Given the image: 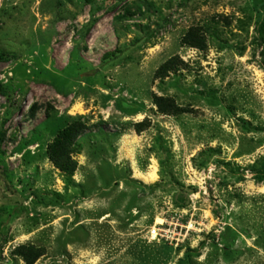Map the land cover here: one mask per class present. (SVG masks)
I'll return each instance as SVG.
<instances>
[{"label": "rangeland", "instance_id": "374dc122", "mask_svg": "<svg viewBox=\"0 0 264 264\" xmlns=\"http://www.w3.org/2000/svg\"><path fill=\"white\" fill-rule=\"evenodd\" d=\"M263 171L264 0H0V264H264Z\"/></svg>", "mask_w": 264, "mask_h": 264}, {"label": "trees", "instance_id": "16d2710c", "mask_svg": "<svg viewBox=\"0 0 264 264\" xmlns=\"http://www.w3.org/2000/svg\"><path fill=\"white\" fill-rule=\"evenodd\" d=\"M186 43L190 46L198 49H203L204 47V40L201 36L192 34L186 38ZM113 55V54H111ZM178 59H171L163 64L157 71L159 75H165L172 70L177 64H179ZM155 104L158 106V109L161 113L167 112V106L163 104V100L157 99ZM35 104L28 107L29 114L33 115V110L35 108ZM83 126L74 125L61 130L57 136L55 137L54 141L48 147V157L53 162L55 167L60 169L63 172H68L72 174L75 169V163L71 160V147L73 146L76 139L82 133ZM259 182L264 181V171L263 174L258 177ZM18 256H20L26 264H34L38 258L41 256V252L39 250H34L29 247H20L17 250Z\"/></svg>", "mask_w": 264, "mask_h": 264}, {"label": "bare ground", "instance_id": "6f19581e", "mask_svg": "<svg viewBox=\"0 0 264 264\" xmlns=\"http://www.w3.org/2000/svg\"><path fill=\"white\" fill-rule=\"evenodd\" d=\"M81 107H82V105L80 103H78V104L74 105L73 111H77L78 112V111H80ZM156 171L157 170H156V168L153 165V167H151L150 171L146 174V176L145 177L143 176V177L145 178V180H147L149 182H152V181H154L156 179Z\"/></svg>", "mask_w": 264, "mask_h": 264}]
</instances>
